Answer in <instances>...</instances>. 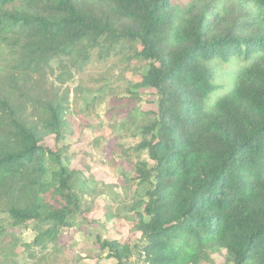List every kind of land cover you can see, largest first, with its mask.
Returning a JSON list of instances; mask_svg holds the SVG:
<instances>
[{"label": "trees", "instance_id": "16d2710c", "mask_svg": "<svg viewBox=\"0 0 264 264\" xmlns=\"http://www.w3.org/2000/svg\"><path fill=\"white\" fill-rule=\"evenodd\" d=\"M174 1L0 0V48L14 62L0 90V217L34 223L35 244L56 243L92 210L78 191L83 173L46 147L61 138L65 106L33 77L57 58L83 66L97 51L108 60L126 50L147 64L136 88L156 90L157 113L137 147L148 160L119 187L128 235L100 250L117 264H202L214 254L264 264V0ZM238 58L231 87L230 69L219 68ZM4 236L2 224L0 264H16Z\"/></svg>", "mask_w": 264, "mask_h": 264}, {"label": "rangeland", "instance_id": "374dc122", "mask_svg": "<svg viewBox=\"0 0 264 264\" xmlns=\"http://www.w3.org/2000/svg\"><path fill=\"white\" fill-rule=\"evenodd\" d=\"M189 1L175 0L174 5L184 7ZM11 58L6 47L0 48V90L14 66ZM240 65H245L242 58L220 66L230 69L225 84L232 87ZM147 70L146 62L131 59L126 50L108 60L97 51L83 66L80 60L57 58L34 75L37 90L46 99L62 101L66 109L61 138H47L46 147L59 155L64 166L83 173L78 191L85 192L84 202L92 213L90 221L79 217L62 229L56 243L46 241L44 245L35 244L38 233L34 223L14 228L8 219L0 217V225L5 226L4 242L17 252L16 264H117L107 251L100 250V242L128 235L123 218L127 216L125 194L119 187L125 172H133L139 160H148L147 152L137 147L142 142L143 127L153 122L157 113L156 90L136 88ZM29 110L37 121L38 111L33 107ZM55 154L47 156L53 165L57 163ZM127 264H136L135 258ZM202 264L225 261L223 255L214 254L211 262Z\"/></svg>", "mask_w": 264, "mask_h": 264}]
</instances>
